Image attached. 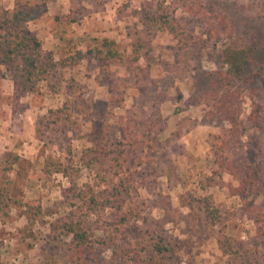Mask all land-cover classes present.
<instances>
[{
  "label": "rangeland",
  "instance_id": "374dc122",
  "mask_svg": "<svg viewBox=\"0 0 264 264\" xmlns=\"http://www.w3.org/2000/svg\"><path fill=\"white\" fill-rule=\"evenodd\" d=\"M14 1L0 0V7L12 8ZM157 2L52 0L47 14L29 27L38 37L51 32L59 38L56 55L49 50L53 49L50 40L44 50L61 62L59 85L52 88L42 82L36 92L15 98L11 74L0 71V157L6 149L20 155L14 169L15 192L42 205L37 216L31 212L32 220L28 211L17 208L15 216L26 214L27 223L0 230L1 264H72L71 236L53 241L58 232L55 227L65 219L85 223L93 239L115 235L121 243L135 247L152 227L178 244L163 257L173 264H220L221 226L235 238L236 247L252 248L255 224L251 213L256 206L264 211V172L260 174V168L264 169V73L251 86L260 94L248 87L243 90L235 134L230 122L218 118L215 107L194 101L196 84L191 74L197 65L206 70L218 68L215 59L228 38L214 19L225 6L244 21L251 15L264 17V0H167L175 8L171 16L190 35L181 39L159 30L153 22L142 23L156 13ZM56 15L62 17L60 21ZM136 31L149 38L147 57L139 62L144 69L105 64L91 57L74 64L69 59L65 64L78 48L86 49L94 38L103 36L116 39L122 49L130 51ZM65 104L81 112L75 110L49 125V110ZM253 115H258L261 127ZM120 141L126 143L120 174L132 187L128 205L136 213L123 226L119 225L123 215L115 207H104L100 200L119 180L116 170L103 171L94 157L89 167L80 161L86 149L109 150ZM221 145L225 147L223 159L234 172L218 165L215 151ZM51 161L63 162L69 175L45 172L44 166ZM243 184L246 190H240ZM261 188L263 192L257 195ZM80 191L86 200L77 197ZM186 192L212 194L226 210L224 225L211 227L199 202L182 206L180 196ZM93 195L99 204L89 208L86 202ZM145 216L147 223L142 219ZM14 218L10 215L5 221L11 225ZM93 252L88 264L116 263L108 245L97 243ZM246 254L230 264L245 261Z\"/></svg>",
  "mask_w": 264,
  "mask_h": 264
},
{
  "label": "trees",
  "instance_id": "16d2710c",
  "mask_svg": "<svg viewBox=\"0 0 264 264\" xmlns=\"http://www.w3.org/2000/svg\"><path fill=\"white\" fill-rule=\"evenodd\" d=\"M51 1L15 0L12 8L0 7V71L4 69L11 74L15 98L36 92L42 82L50 84L52 88L59 85L57 75L61 62L52 55L45 54L42 40L29 27L30 23L47 14L48 4ZM166 1L158 0L156 13L147 15L142 23L146 25L153 22L159 30L174 34L177 39H181L182 35L188 36L185 25L175 16H171L175 10L172 8V2L168 4ZM67 16L65 18H68ZM61 18L60 15L55 16L56 20L60 21ZM215 18L214 21L228 38V43L217 53L215 59L217 69L206 70L198 65L193 67L191 75L196 84L193 99L215 107L219 114L218 118L230 122L232 127L230 130L235 134L238 128L236 119L241 112L243 90L248 87L252 93L260 94L257 88L251 86L256 85L264 73V17L251 15L244 21H240L225 6L222 14ZM139 33L136 31L137 37L133 39L130 51L122 49L116 39L103 36L94 38V42L90 43L86 49L78 48L74 54L67 57L65 64H68L69 59L74 64L79 59L91 57L105 64L127 66L132 64L135 69H144L139 62L141 58L147 57L149 51L145 50V46L149 42V38L145 39L142 35H138ZM72 79L75 80L74 77ZM69 86L74 88L76 85L71 82ZM74 111L79 113L81 109L69 107L68 104L55 109L51 108L47 122L49 125L58 124L63 117L68 114L72 115ZM252 119L257 123L258 115H253ZM257 124L260 127L262 125L261 123ZM125 145L124 141H120L117 142V146L115 145L109 150L105 149L106 147L103 149L91 147L84 151L80 159L89 167L93 164L92 157H94L101 164L103 171L107 168L109 172L116 170L114 175L119 180L114 181L110 192L103 195L104 197L100 200L103 201L104 207H115L119 211L118 213L123 215L120 226L136 216V213L128 205L132 187L124 183V178L120 174L123 170L121 158L125 153ZM224 150L225 147L221 145L215 151L218 165L220 168L234 172L231 165L226 164L223 159L222 152ZM20 159V155L11 149H6L4 155L0 157V216L3 220L11 215L13 208H24L28 211L30 220H32L31 212L34 216L42 212V205L38 199L31 201L23 194L17 196L15 192L14 169L20 163ZM67 168L63 162L51 161L50 164L44 166V171L47 173L61 172L68 176ZM262 172L264 169L261 167L260 174ZM250 182L253 183V179ZM246 189L247 184H243L240 188V190ZM262 192L261 188L256 194L259 195ZM83 193L80 191L77 197L84 201L86 195L84 196ZM180 200L182 206L189 207L199 202L204 210L206 221L211 227L224 225L223 219L226 217V210L221 202L214 199L212 194L206 193L197 196L192 192H186L180 196ZM86 203L89 208H94V205L99 204V198L93 195ZM142 219L145 223L149 221L146 216ZM251 219L255 224V234L251 237L252 248L250 251L236 247L235 238L224 231L221 226L218 243L223 258L220 264H230L233 259L240 258L244 252H247L246 260L239 264H264V211L256 206L251 213ZM55 230L58 232L54 233L53 241L59 237L71 236L68 246L72 264H88L97 243L113 248L115 264H173L163 257L170 255L178 246L152 227L147 229V238L137 241V247L121 243L115 235L93 239L85 223L74 219H65L58 223Z\"/></svg>",
  "mask_w": 264,
  "mask_h": 264
},
{
  "label": "crops",
  "instance_id": "0c3cea01",
  "mask_svg": "<svg viewBox=\"0 0 264 264\" xmlns=\"http://www.w3.org/2000/svg\"><path fill=\"white\" fill-rule=\"evenodd\" d=\"M39 37H40V35H39ZM40 38L43 40V48H44L45 51L47 50L46 47H45L46 42L50 40L51 43L53 44V49L52 48L49 49L50 52L53 53L54 55H56L58 53V51L55 50V49H58V45H59V38L57 36H55L53 33L49 32V33L44 34ZM28 186H29V184H28V181H27L26 189L28 188ZM25 192H26L25 194H28L27 190ZM16 211H17V208H13L12 211H11V215L15 217L11 225H10L9 221L3 220L1 218V216H0V230H2V228H4L5 230H11L13 227H15V224L20 226L21 222H23V224L27 223L26 214H23V215H20V216H15L17 214ZM9 242L13 243L14 242L13 238H11V240H9ZM1 263H3V258L0 260V264Z\"/></svg>",
  "mask_w": 264,
  "mask_h": 264
}]
</instances>
